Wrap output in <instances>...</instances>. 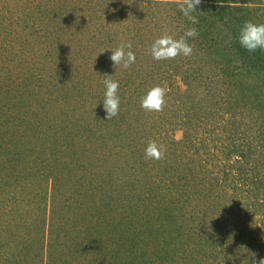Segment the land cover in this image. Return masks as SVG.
Wrapping results in <instances>:
<instances>
[{
    "label": "rangeland",
    "instance_id": "rangeland-1",
    "mask_svg": "<svg viewBox=\"0 0 264 264\" xmlns=\"http://www.w3.org/2000/svg\"><path fill=\"white\" fill-rule=\"evenodd\" d=\"M225 1L241 7L192 23L180 0H0V264L264 258V73H245L236 40L264 0ZM190 27V57L152 58ZM122 41L128 70L109 60ZM108 78L120 112L106 121ZM157 85L166 107L147 112ZM149 141L163 160L145 159Z\"/></svg>",
    "mask_w": 264,
    "mask_h": 264
},
{
    "label": "clouds",
    "instance_id": "clouds-1",
    "mask_svg": "<svg viewBox=\"0 0 264 264\" xmlns=\"http://www.w3.org/2000/svg\"><path fill=\"white\" fill-rule=\"evenodd\" d=\"M202 0H180L179 10L189 21L197 23L196 17L193 15L203 14L204 12H197L198 6ZM199 35L195 27L187 28L183 36L179 39L173 35L165 34L155 39L149 48L152 58L156 61L174 60L178 56L190 57L193 54V46L188 42L189 39H195ZM239 45L248 53H255L257 50L264 51V23H254L252 21H245L240 28L239 34L236 37ZM231 42V38L229 40ZM131 41H122L120 45L111 50L109 60L113 66H119L123 70H128L136 62L135 53L131 50ZM102 50L97 54L104 53ZM95 58V60H96ZM95 62V61H94ZM111 76V75H106ZM105 86L103 110L105 112L104 120H111L118 116L120 112V96H119V81L111 78L103 81ZM169 89L165 86H154L146 95L141 98L140 106L147 112H162L166 107V94ZM97 106V105H96ZM94 113V112H93ZM166 148L163 144H157L156 141H149L145 149L146 160H163L165 157ZM255 254H253L254 256ZM253 264H264V258L258 261L254 260Z\"/></svg>",
    "mask_w": 264,
    "mask_h": 264
},
{
    "label": "trees",
    "instance_id": "trees-1",
    "mask_svg": "<svg viewBox=\"0 0 264 264\" xmlns=\"http://www.w3.org/2000/svg\"><path fill=\"white\" fill-rule=\"evenodd\" d=\"M229 3H234V2H230V1H225V0H202L201 4L198 6L199 9H203L204 5L207 7H210L212 9H231L232 7L237 9L241 6H231ZM259 5H261V3H258ZM212 6V7H211ZM246 20V19H244ZM236 44V43H235ZM237 46H239V43L237 44ZM238 50H240V48H238ZM261 51V50H260ZM246 59L248 60V63H246V67L245 69V73H251L252 70L258 72V69H255L257 66H259L260 64L263 66V68L259 71V73H264V52H257V53H253L250 55H245ZM254 58V59H253ZM263 62V63H262Z\"/></svg>",
    "mask_w": 264,
    "mask_h": 264
}]
</instances>
